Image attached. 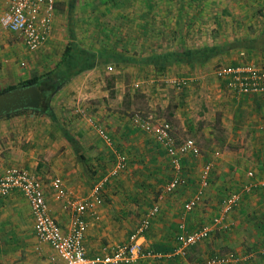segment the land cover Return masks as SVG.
I'll return each instance as SVG.
<instances>
[{"label": "crops", "instance_id": "obj_1", "mask_svg": "<svg viewBox=\"0 0 264 264\" xmlns=\"http://www.w3.org/2000/svg\"><path fill=\"white\" fill-rule=\"evenodd\" d=\"M105 1L104 6L110 8L111 15L113 9L120 15L121 7L127 4L145 6L141 8L145 10L138 14L143 23L153 15L147 10L150 7L149 3L143 0H138L139 3L135 0ZM7 3L8 0H0V10L5 8ZM55 10L53 31L47 42L37 51L39 59L43 61L52 51L61 24L58 20L56 2ZM20 38L22 39L21 36ZM22 42L24 43L23 39ZM22 49L25 51L26 46ZM17 50H21V47ZM16 56L17 52L12 48L10 53L1 57L0 88L10 82L39 74L32 66L17 65ZM175 64L176 62H172L164 68L168 70ZM80 77L81 84L73 79L61 85L54 94L56 92L57 95L64 94L65 87L70 83L74 84L71 86L75 90L80 87L78 91L83 96L81 103L87 105L89 99L86 98H93V105H97L96 111L99 112L95 116L107 128L117 145L124 147L117 145L90 147L94 140L88 130L89 125L86 123L84 125L80 117L72 114L74 110H71L68 116L62 115L61 108L66 101L57 98V105L60 108L57 106L55 113L66 121L65 125L62 124L68 129L71 141L69 142L60 129L57 138L52 140L47 129L39 131L30 126L32 112L21 113L19 110L15 111L19 113L0 115V171L9 164L20 163L41 179L42 176L45 179L51 177L46 182L42 179L50 212L62 229H68L76 213L74 201L90 193L93 183L112 166L115 150L118 149L127 155L126 168L109 178L102 189V201L95 204L93 210L87 209L83 212V217L88 223L84 235L88 254L104 253L114 244L127 241L129 234L155 201L159 202V211L142 236L144 246L153 249L155 254L141 258L139 264H195L197 260L210 254L211 252L206 253V246L194 256L188 255L189 249L188 254L175 252L183 203L196 188L199 178L200 170H197L194 176L195 162L198 159L196 157L199 154L195 156L196 154L188 153L183 158L181 172L186 177V183L172 192H164V184L174 173L165 150L150 133L139 129L126 115L127 112H112V109L107 108L106 102L108 105L110 103L103 88L105 79L96 66L86 70ZM208 80V85L212 89L218 88L220 92L212 99H208L207 107L218 108L219 118L231 129V133L239 132L249 136L247 142L249 145L223 148L222 153L213 160L212 172L216 176L211 177L202 199L185 214L188 228L198 225L216 212L220 198L225 193L223 186L236 182L231 189L238 187L245 178L246 168L252 167L257 176H264V92L232 90L226 81L218 76L210 77ZM123 92L118 95L119 102L123 110L128 111L131 108L125 98L128 92L125 91L124 95ZM181 94L179 100L168 101L166 106L169 112L172 111L173 121L186 124L190 128L196 120L193 116L187 115L185 108L179 106L183 100L186 102L185 94L182 92ZM214 114L215 112L206 111L202 117L213 119ZM187 126L183 128L187 129ZM47 128L49 129V125ZM205 130V126H202L200 131L203 133ZM46 171H49V174H46ZM51 172L53 175H50ZM54 176L62 178L68 196L62 198L54 196L50 184ZM159 187L161 190L154 191L156 197L151 199V192ZM23 220L26 221L24 226L23 222L21 223ZM232 221L231 228H218L209 238L201 241L202 245H206L212 238L209 242L210 249L220 247L224 243L244 254L245 258L233 260L228 264H264V253L259 251L264 246V187H254L244 193L240 204L232 211ZM33 230V217L22 192L13 189L6 195L0 194V264H67L51 245L38 239ZM23 248L26 250L22 251Z\"/></svg>", "mask_w": 264, "mask_h": 264}, {"label": "rangeland", "instance_id": "obj_2", "mask_svg": "<svg viewBox=\"0 0 264 264\" xmlns=\"http://www.w3.org/2000/svg\"><path fill=\"white\" fill-rule=\"evenodd\" d=\"M104 1L75 0L74 6L75 37L73 39L82 47L96 52L113 51L139 56L188 46L200 47L213 43H225L229 40L254 37L264 33V0H150V2L143 0L150 5L147 9L149 14H153L146 19L148 20L146 23H143L142 18L140 19L138 16L142 10H145V8L141 9L145 6L127 4L121 7L122 12L119 13L120 15H117L116 9H113V15H111L110 8H105ZM55 2L57 3L58 20L61 24L53 42L52 51L46 56V60L39 59L37 53L39 49L29 50L26 47L23 51L22 47L25 48V46L20 36L0 23V61L2 56L7 55L14 48L17 52L15 57L17 65L32 66L39 74L48 71L57 64L66 45L71 42L72 34L68 9L69 0H64V2L63 0H55ZM135 2L139 3L138 0H135ZM19 47H21V50H17ZM235 60L264 64V48L258 49L256 46L239 44L217 55L208 57L205 61H188L189 63L177 61L173 68L168 70L164 68V71L152 63L138 65L124 62H107L95 66L104 76L105 84H103V88H105L107 94L105 97L110 103L108 105L106 102V105L107 108L112 109V112H127L126 115L129 116V119L137 111L153 118L168 117L173 132L178 138L186 135L192 136L196 140L201 151L198 156L195 155L198 158L195 162V173L200 170L204 159L211 157L214 160L216 156L222 153L223 148L229 149L232 146L249 145L247 143L249 136L239 134V132L237 134L231 133V129L223 124L221 118H219L218 108H208L206 105L208 99H212L220 92L218 88L212 89L208 85V78L216 76L213 72L214 67ZM85 72L86 70L74 74L68 81L74 79L75 82L78 81L81 84L80 76L84 75ZM10 83H19V80ZM71 85L74 84H67L64 94L57 95V92L53 94L50 105L54 113L57 112L58 107L60 108L57 105V98H63L62 101H66V103L61 108L62 115L68 116L71 110H74L71 113L80 117L79 119L84 125L85 123L89 125L88 130L94 140L90 147H115L118 143L113 140L112 144H107L99 136L96 128L86 119V116L90 114L99 121V118L95 116L99 112L96 111L97 105H93V98H86V100L89 99L88 104H82L83 96L78 91L80 87L75 90ZM123 91L128 92L125 97L126 102L131 105L128 111L123 110V106L119 102L118 95ZM181 92L185 94L186 102L184 103L183 100L179 106L185 108L187 115L193 116L196 120L193 121L194 123L190 128L186 124L173 121L172 114H170L172 111L169 112L166 106L168 101L179 100ZM76 107L83 108V111H77ZM172 110L175 111V109ZM206 111L208 113L215 112L213 119L202 117ZM19 112L30 113L28 110H20ZM32 113V123L29 125L39 131L47 129L51 139L55 140L59 133V127L56 126V123L51 120L49 115ZM55 115L58 122L65 125L66 121L61 118V115L58 116L56 113ZM48 125L49 129L47 128ZM183 126H187L189 130L183 128ZM202 126H205L206 129L203 133L200 131ZM120 138L125 140L122 136ZM117 146L124 147L120 144ZM215 149H219L217 155L214 153ZM46 172V174H49V171ZM50 175H53V173L51 172ZM214 175L216 176V174ZM214 175L212 172V176ZM42 179L45 182L49 180L43 176ZM235 184L236 182L224 185L223 191L227 192ZM160 190L161 187L153 190L150 195L151 199L156 197L154 191ZM21 223L23 226L26 225L25 220ZM211 239L206 245H202L201 241L193 245L189 248V254H187L194 256L202 251L205 246L207 247L206 253L232 249V246H226L224 243L220 247L210 249L209 242L212 241ZM25 250L26 248L22 249V251Z\"/></svg>", "mask_w": 264, "mask_h": 264}, {"label": "built area", "instance_id": "obj_3", "mask_svg": "<svg viewBox=\"0 0 264 264\" xmlns=\"http://www.w3.org/2000/svg\"><path fill=\"white\" fill-rule=\"evenodd\" d=\"M55 14V0H8L6 7L0 12V23L19 34L29 50H36L49 39L54 28ZM213 72L224 78L230 89L264 92V64L254 61L226 62L216 65ZM76 110L83 111V108L76 107ZM86 119L107 144L113 143L112 135L103 124L90 114ZM131 120L138 128L150 133L169 157L174 173L164 184V192H172L178 186L184 185L186 177L181 172L183 158L188 153L198 154L201 151L196 140L192 136L178 138L173 132L172 124L163 117L153 118L137 111L131 115ZM115 152L112 166L93 183L90 193L74 201L76 213L68 229H62L51 214L45 183L29 168L18 163L4 167L0 172V194L20 189L33 217L35 235L51 245L67 264H139L141 258L155 254L153 249L144 246L142 236L159 211L158 201L147 209L127 241L114 244L104 253L89 255L84 240L88 223L83 212L87 209L93 210L94 205L102 201V189L109 178L127 166V155L118 149ZM218 152L219 149L214 150L215 154ZM212 166L211 157L204 159L197 186L183 203V213L178 222L176 253L186 254L193 244L205 240L218 228H231L232 211L240 204L244 193L254 187H264V176H257L252 167L246 168L245 178L240 185L221 196L216 212L208 220L188 228L185 214L202 199L212 177ZM50 184L56 198L68 196L61 177L54 176ZM260 252L264 253V246L260 248ZM241 258H245L244 254L230 249L207 254L195 264H228Z\"/></svg>", "mask_w": 264, "mask_h": 264}, {"label": "trees", "instance_id": "obj_4", "mask_svg": "<svg viewBox=\"0 0 264 264\" xmlns=\"http://www.w3.org/2000/svg\"><path fill=\"white\" fill-rule=\"evenodd\" d=\"M74 6L75 0H69L68 9H69V16L71 18L70 25H71V36L72 40L68 43L62 52L61 59L57 62V64L49 69L48 71L42 74H35L31 75L26 78H22L19 80V83H10L6 86L0 88V92L4 91L8 88L15 87L17 85H27L31 83H36L38 87L42 91L43 99L41 102L40 107L32 108V107H25V108H15L12 109L4 114H9L18 110H28L30 112H35L39 114H46L49 115L51 120L56 123V126L62 131L63 135L69 140V132L67 131L62 123L58 122L54 110L50 105V99L52 98L53 94L57 89L67 82L74 74L88 70L97 64H104L107 62H124V63H134V64H147L152 63L155 64L157 67L164 68L167 64H172V62L177 61H185V62H194V61H205L208 57L213 55H217L221 52H224L234 46L239 44H245L248 46H256L258 49L264 48V33L261 35H257L254 37L248 38H239L229 40L225 43H213L207 44L200 47H186L180 49H172L170 51H164L154 54H145V55H131L125 54L120 52H113V51H102L96 52L94 50H89L85 47H82L77 43L73 37H75V27H74ZM233 62H239L235 60ZM222 78V77H220ZM225 80L224 78H222ZM172 114V113H170ZM168 120V117H165ZM198 243V242H197ZM195 243V244H197ZM193 244V245H195ZM260 251V249H259ZM263 254V253H262Z\"/></svg>", "mask_w": 264, "mask_h": 264}, {"label": "water", "instance_id": "obj_5", "mask_svg": "<svg viewBox=\"0 0 264 264\" xmlns=\"http://www.w3.org/2000/svg\"><path fill=\"white\" fill-rule=\"evenodd\" d=\"M42 99V91L36 83L8 88L0 92V115L20 107L38 108Z\"/></svg>", "mask_w": 264, "mask_h": 264}]
</instances>
